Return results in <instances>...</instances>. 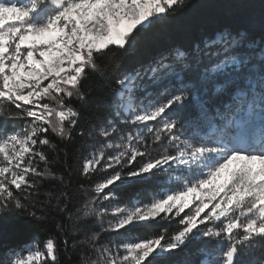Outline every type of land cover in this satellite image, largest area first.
<instances>
[{"label":"snow or ice","instance_id":"6c2138e0","mask_svg":"<svg viewBox=\"0 0 264 264\" xmlns=\"http://www.w3.org/2000/svg\"><path fill=\"white\" fill-rule=\"evenodd\" d=\"M190 6L0 0V217L67 216L42 242L6 250L0 264H193L176 259L193 242L199 264H264V12L258 40L245 29L221 31L144 71L113 76L111 100L99 98L107 114L82 121L77 106L91 94L86 82L106 80L119 56ZM145 79H168L171 88L163 84L153 95ZM209 84L214 96H229L222 108L205 100ZM190 106L198 116L186 121ZM77 136L75 162L65 159L58 172L60 145ZM167 170H179L178 185L150 202L101 203L126 180ZM74 173L89 183L78 185L84 195L73 209ZM46 180L59 188L42 193ZM177 217L171 235H135L151 221Z\"/></svg>","mask_w":264,"mask_h":264},{"label":"trees","instance_id":"16d2710c","mask_svg":"<svg viewBox=\"0 0 264 264\" xmlns=\"http://www.w3.org/2000/svg\"><path fill=\"white\" fill-rule=\"evenodd\" d=\"M190 7L186 8L180 14L171 18L168 23L154 29L147 34L134 51H130L125 55L119 56L117 62L112 64L109 76L106 80L97 79L95 76L85 84V89L88 90L91 86V94L87 100L82 104H77L82 113V121L93 119L96 114L101 116L108 113L105 103L99 98H106L111 100L109 94L108 81L115 75L124 72H134L137 70L143 71L149 67L152 62L157 61L164 54L171 53L176 48L191 49L193 45L207 37H212L215 34L229 30L232 32L240 31L241 29L248 30L251 33V39L258 40L260 37L259 19L261 13L264 12V0H190ZM241 51H244L241 49ZM207 63V61L205 62ZM219 82V80L217 81ZM144 84L150 86L147 90L156 95L162 91L163 84H168L171 88V83L168 79L162 83L153 84L151 81L145 79ZM213 85L209 84L205 94V100L210 108L223 106L224 102L229 99V96H214ZM139 95L144 96L141 92ZM163 99L164 97H159ZM198 116V107L190 106L185 110L183 119L186 121H193ZM19 123V122H17ZM12 123L8 125V131H14ZM206 127L201 128V132H205ZM79 143L77 136L73 144L64 145L60 147L63 149L57 156L60 164L56 166L58 172H62L64 160L67 159L69 163L75 162V145ZM65 153L67 156L65 157ZM174 170H167L161 172L155 177H145L143 179L126 180L119 188L116 189L112 195L111 201H101L102 204H137V202L148 203L153 198L158 197L168 189V176ZM96 177L95 179H101ZM93 181V185H94ZM80 183H89L87 178L74 173L71 177L72 192L71 205L74 206L81 200L84 195L78 189ZM174 186V185H173ZM59 181L46 180L43 183L41 192L58 189ZM44 199V196H41ZM67 220V216L60 214H52L46 221L34 222L30 217L24 215L10 214L0 217V257L9 248H19L31 243L34 239L43 241L47 236L54 233V225L60 220ZM179 217L169 220L151 221L153 225L149 228L139 229L135 235L139 238L149 237L157 233L167 230L171 235L177 228V221ZM110 238H116L115 233L109 234ZM125 239V237H119ZM200 244L193 242L188 246L185 253H181L176 259H182L185 256L190 258L193 264H198L199 255L197 249ZM63 251V249H61ZM68 255H73L69 251ZM73 260L75 256L73 255ZM62 264L64 260L62 258Z\"/></svg>","mask_w":264,"mask_h":264},{"label":"rangeland","instance_id":"374dc122","mask_svg":"<svg viewBox=\"0 0 264 264\" xmlns=\"http://www.w3.org/2000/svg\"><path fill=\"white\" fill-rule=\"evenodd\" d=\"M156 61L152 62L151 65H153ZM148 68V67H147ZM147 68H145L144 70H146ZM143 70V71H144ZM147 88H150V86H147ZM149 93H151V91L149 90L148 91ZM152 94V93H151ZM178 174H181L179 172V170H174V172L171 173V175L168 176V179H167V183L168 185H171L168 189H165L163 193L169 191L170 189H173L175 188L177 185H178V182L175 180V176L178 175ZM174 185V186H173ZM137 203H141V202H137ZM109 204V203H107ZM112 207H115V204H110Z\"/></svg>","mask_w":264,"mask_h":264}]
</instances>
